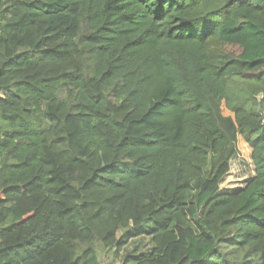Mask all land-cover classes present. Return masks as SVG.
<instances>
[{"label":"trees","instance_id":"1","mask_svg":"<svg viewBox=\"0 0 264 264\" xmlns=\"http://www.w3.org/2000/svg\"><path fill=\"white\" fill-rule=\"evenodd\" d=\"M106 254L264 264V0H0V264Z\"/></svg>","mask_w":264,"mask_h":264},{"label":"rangeland","instance_id":"2","mask_svg":"<svg viewBox=\"0 0 264 264\" xmlns=\"http://www.w3.org/2000/svg\"><path fill=\"white\" fill-rule=\"evenodd\" d=\"M223 114L225 116L231 115L227 110L223 109ZM238 155H236L230 163V171L227 176L223 179L220 184L221 192L231 193L242 189L245 183L253 175V167L251 162V150L248 146L239 139L237 142ZM149 247V239L145 237L137 238L131 240L125 247L126 252L147 251ZM103 259L102 264H118L106 255H101Z\"/></svg>","mask_w":264,"mask_h":264}]
</instances>
